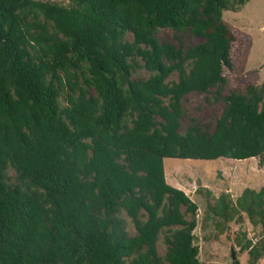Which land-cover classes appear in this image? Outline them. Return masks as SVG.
Returning <instances> with one entry per match:
<instances>
[{
    "label": "trees",
    "instance_id": "16d2710c",
    "mask_svg": "<svg viewBox=\"0 0 264 264\" xmlns=\"http://www.w3.org/2000/svg\"><path fill=\"white\" fill-rule=\"evenodd\" d=\"M248 1L0 0V264H199L197 207L165 184L162 160L264 165V86L224 76L244 42L221 13ZM138 67L151 75L131 80ZM189 94L221 105L213 123L186 112ZM205 212L219 233L244 215L261 244L239 252L264 257V188Z\"/></svg>",
    "mask_w": 264,
    "mask_h": 264
},
{
    "label": "rangeland",
    "instance_id": "374dc122",
    "mask_svg": "<svg viewBox=\"0 0 264 264\" xmlns=\"http://www.w3.org/2000/svg\"><path fill=\"white\" fill-rule=\"evenodd\" d=\"M51 2L60 6H67L69 0H35ZM221 20L226 23L232 33L243 40L244 46L234 45L230 51L234 67L224 71L227 88L242 86L247 82L257 87L264 86V0H249L238 10L221 13ZM172 32L169 29H160L155 33L159 42L169 41ZM126 40L130 36H125ZM196 42L184 35L182 44L185 47ZM243 60V67L239 68V61ZM138 65L141 64L138 62ZM238 66V67H237ZM151 74L145 69L135 68L131 80H145ZM176 81V74L170 75L165 82ZM90 95H94L91 88ZM58 103L62 108L65 105L64 94L61 93ZM182 106L186 112L204 122L214 121L215 113H219L221 105L206 106L197 96L189 94L182 99ZM179 133H182L186 124L181 121ZM124 124L130 126V118L124 119ZM163 175L165 184L181 191L197 207L195 212V228L192 232L193 243L198 249L197 260L199 264H248L246 252H239L238 246L249 242L251 246L261 244V232L258 227L251 226L244 215L241 222L225 225L220 230L214 226V221L206 217V206L212 205L221 195L227 196L233 203L243 189L254 191L264 188V165L260 166L257 158L244 161L217 159L214 161H188L163 159ZM7 176L13 179V173L8 170ZM183 211V208L180 209ZM119 218L125 223V230L129 237L134 235L133 227L125 214L120 213ZM189 219V216L186 217ZM264 239V237H263ZM236 242L239 244L237 245ZM156 253L159 257L164 255L162 234L158 236ZM231 253L233 260H231ZM256 264H264V257Z\"/></svg>",
    "mask_w": 264,
    "mask_h": 264
},
{
    "label": "water",
    "instance_id": "95a60500",
    "mask_svg": "<svg viewBox=\"0 0 264 264\" xmlns=\"http://www.w3.org/2000/svg\"><path fill=\"white\" fill-rule=\"evenodd\" d=\"M234 258H233V256H232V253H231V260H233Z\"/></svg>",
    "mask_w": 264,
    "mask_h": 264
}]
</instances>
